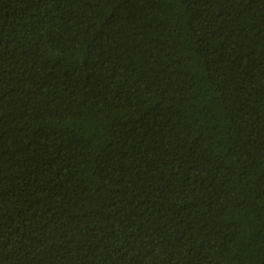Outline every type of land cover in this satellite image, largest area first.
I'll return each instance as SVG.
<instances>
[{"label": "trees", "instance_id": "1", "mask_svg": "<svg viewBox=\"0 0 264 264\" xmlns=\"http://www.w3.org/2000/svg\"><path fill=\"white\" fill-rule=\"evenodd\" d=\"M0 264H264V0H0Z\"/></svg>", "mask_w": 264, "mask_h": 264}]
</instances>
